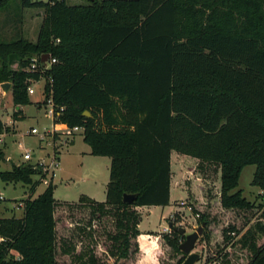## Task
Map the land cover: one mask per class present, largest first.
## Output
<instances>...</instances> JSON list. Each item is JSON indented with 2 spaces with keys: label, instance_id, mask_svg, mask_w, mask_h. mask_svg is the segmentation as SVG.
I'll list each match as a JSON object with an SVG mask.
<instances>
[{
  "label": "trees",
  "instance_id": "16d2710c",
  "mask_svg": "<svg viewBox=\"0 0 264 264\" xmlns=\"http://www.w3.org/2000/svg\"><path fill=\"white\" fill-rule=\"evenodd\" d=\"M11 1L0 0V10ZM21 2L45 13L37 42L0 41V81L11 82L14 120L31 103L28 78L38 77L23 68L33 55L56 57L47 88L65 110L54 123L83 127L91 154L111 158L105 201L85 195L79 201L104 215L115 208L113 255L126 258L138 250L137 243L131 250L141 234L137 207L169 205L173 151L221 172L224 208L255 207L241 189L233 190L243 169L254 164L252 184L264 191V0ZM14 59L21 69L10 68ZM4 160L0 148V183L21 181L34 190L33 175H45L30 163L2 170ZM55 187L50 183L27 198L22 217H0V264H59ZM125 193L136 198L125 202ZM171 234L167 242L180 251L185 235ZM257 242L250 231L239 240L251 253L248 264H264V242ZM79 257L77 264L98 261L93 254Z\"/></svg>",
  "mask_w": 264,
  "mask_h": 264
},
{
  "label": "rangeland",
  "instance_id": "374dc122",
  "mask_svg": "<svg viewBox=\"0 0 264 264\" xmlns=\"http://www.w3.org/2000/svg\"><path fill=\"white\" fill-rule=\"evenodd\" d=\"M66 1L71 5L90 3V0ZM44 13V8L24 7L21 0L11 1L7 8L0 10V41L10 42L22 37L33 43L37 42ZM1 66L0 61V70ZM10 68L21 69L20 61L14 59ZM2 83L0 81V118L7 136L0 145L5 153L1 169L8 170L14 164L30 163L22 158V152L26 149L36 154L34 159L37 162L44 160L47 163L58 152L59 166L52 183L56 185L54 198L59 203L55 211L56 259L59 264H77L81 253L83 259L93 254L98 259L97 264H176L179 260L184 262L187 254L182 250L176 251L167 242L166 236H172V231H163L171 215L176 217V226L186 228V234L205 226L194 248V251L200 254V260L195 264H248L251 253L239 243L240 238L250 231L256 234L257 245L264 242V233L260 229V226H264V206L259 207L264 200V191L252 184L256 165H247L243 169L239 185L233 190L234 192L241 189L243 195L253 202L255 207L246 210L227 209L220 202L221 172L213 165L200 168L198 161L186 156L184 162H176V159L173 161L174 187L170 205L164 208H136L140 217L138 228L141 234L132 240L131 250L136 248L134 243L138 244V250L126 258L113 255L111 235L117 232L115 208H111L110 212L104 215L92 212L87 203L79 201L80 197L87 196L86 194H92L97 200L106 199L111 158L92 155L90 146L84 141L83 130L69 136L68 128L64 125L58 126V130L54 129L53 120L47 116L46 104L43 101V80L35 84L36 92L29 95L31 103L22 106L24 110L21 119L17 121L13 115L16 108L12 85L5 91ZM10 121L13 123L8 125ZM32 127L44 132L45 139L41 140L40 134H29ZM19 143H22L24 148H21ZM34 182V190L30 184L21 181L1 184L0 192L5 199L0 201V217L23 216L25 200L30 196H37L47 187L39 175H33ZM181 200H185L187 205L181 206ZM188 206H192V210ZM198 213L207 217V223L199 221L196 215ZM231 226H235L237 231L226 232ZM226 234H230L232 240L225 239ZM67 246L72 248L69 253L63 251Z\"/></svg>",
  "mask_w": 264,
  "mask_h": 264
},
{
  "label": "built area",
  "instance_id": "2783aa9c",
  "mask_svg": "<svg viewBox=\"0 0 264 264\" xmlns=\"http://www.w3.org/2000/svg\"><path fill=\"white\" fill-rule=\"evenodd\" d=\"M60 40L57 39V42H59ZM49 57L47 58L46 61H43V58L46 57V54H36L33 55L30 60H29V64L23 68L26 72L32 73V74H38V77L32 76L30 78H28L27 83H28V87H27V93L28 95L34 94L36 92L35 89V84L41 82V80H43L44 83V89H43V94H44V102L46 104V114L47 116L51 117L53 120V124H54V129L58 130V124L61 123H54V120L59 118L62 113L65 110L64 106H58L53 98L52 95V89L48 91V85L52 86L54 79L53 77L48 74V71L52 68V66L54 64H56L58 62V59L56 57H52L50 55H48ZM13 122L10 121L8 125L12 124ZM65 124V123H64ZM64 126H66L68 128V134L69 136L72 135L74 132H78L80 130L84 131V128L81 126H75L73 128H70L67 124H65ZM29 134H40V139L44 140L45 139V135L44 132L40 131L38 128L36 127H32L29 132ZM7 136L5 129L3 128V130L0 132V145H2L4 143V139ZM51 143H53V141H51ZM19 146L21 148H24L22 143H19ZM36 157V154L32 153L31 150H24V152H22V158L23 161H27L30 162L34 167H36L37 165L42 167L43 172L45 173L44 176L39 175L40 176V180L43 182V184H46V186H48L50 183H52L55 175H56V169L59 166V156H58V152L55 153V156L53 157V159L47 163L44 160L42 161H38L35 160L34 158ZM36 161V162H34ZM2 198V197H1ZM180 205L181 206H186L187 203L185 200H181L180 201ZM188 208L190 210H192V206H188ZM197 217L200 216V214H196ZM175 220L176 217L174 215H171V217L168 220V224L165 226L164 230L165 232H171L172 230H174L172 227L169 226L170 222H173L175 225Z\"/></svg>",
  "mask_w": 264,
  "mask_h": 264
},
{
  "label": "water",
  "instance_id": "95a60500",
  "mask_svg": "<svg viewBox=\"0 0 264 264\" xmlns=\"http://www.w3.org/2000/svg\"><path fill=\"white\" fill-rule=\"evenodd\" d=\"M49 54H46V57L43 58V61H46ZM3 90L8 91L11 83L3 82L1 84ZM84 115L91 116V112L86 110ZM136 198L135 194H124V201L131 203ZM169 226L172 227L175 231L181 235H185V240L180 244V249L187 254L185 261L182 264H195L200 260V254L194 251L195 245L199 240L200 235L203 233L204 228L202 226L198 227L194 232L186 234V228L182 226H176L173 222L169 223Z\"/></svg>",
  "mask_w": 264,
  "mask_h": 264
},
{
  "label": "crops",
  "instance_id": "0c3cea01",
  "mask_svg": "<svg viewBox=\"0 0 264 264\" xmlns=\"http://www.w3.org/2000/svg\"><path fill=\"white\" fill-rule=\"evenodd\" d=\"M22 108V107H21ZM22 110H24L23 108H22ZM61 125H65L64 123H61V124H58L57 126H61ZM90 151H91V148H90ZM176 153V154H175ZM187 155H183V154H180V153H177L176 151H173L172 152V155H171V168H172V179H171V194H170V203L172 202V195H173V187H174V180H173V161L176 159V162H184V161H186V159L184 158V157H186ZM192 160H194V161H198L196 158H191ZM110 165H111V162H110ZM109 182V181H108ZM2 183H5V182H1L0 183V188H1V184ZM8 183V182H7ZM6 184V183H5ZM108 184V183H107ZM194 192V190H192V192L191 193H193ZM0 194H1V197H2V199H5V197L3 196V194H2V192H0ZM188 194H190L189 193V191H188ZM39 195V194H38ZM37 195V196H38ZM87 196H89V197H91V198H94L93 196H92V194H86ZM36 197V196H35ZM34 198V197H33ZM95 199V198H94ZM96 201H99V202H104L105 200H97V199H95ZM170 203H169V205H170ZM152 206H158V205H151V206H141V207H139L140 209H143V208H145V207H152ZM166 206H168V205H166ZM166 206H162L163 208L164 207H166ZM23 211H24V208H23ZM55 217H56V213H55ZM56 220H57V217H56ZM139 227H140V224H139ZM56 231H57V227H56Z\"/></svg>",
  "mask_w": 264,
  "mask_h": 264
}]
</instances>
